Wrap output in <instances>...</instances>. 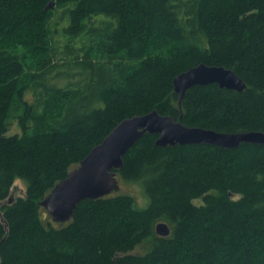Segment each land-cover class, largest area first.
<instances>
[{
  "label": "trees",
  "instance_id": "1",
  "mask_svg": "<svg viewBox=\"0 0 264 264\" xmlns=\"http://www.w3.org/2000/svg\"><path fill=\"white\" fill-rule=\"evenodd\" d=\"M199 64L246 88L194 86L179 107L172 81ZM153 110L264 133V0H0V264H264V145L162 148L145 134L114 170L145 208L116 193L60 226L37 206L116 125Z\"/></svg>",
  "mask_w": 264,
  "mask_h": 264
},
{
  "label": "water",
  "instance_id": "2",
  "mask_svg": "<svg viewBox=\"0 0 264 264\" xmlns=\"http://www.w3.org/2000/svg\"><path fill=\"white\" fill-rule=\"evenodd\" d=\"M208 84H216L220 89L238 93L246 88L242 79L232 70L199 64L173 79L171 85L177 95L178 106L180 107L187 90ZM145 134L156 135L155 145L162 148L206 144L234 149L240 144L264 145V133L259 131L224 134L200 127H186L180 121L153 110L145 115L125 119L116 125L69 171L66 178L54 185L37 206L43 209L53 223L62 226L72 219L80 202L119 193L120 181L114 170L121 169L122 158L127 150ZM155 234L165 238L170 230L165 223H158Z\"/></svg>",
  "mask_w": 264,
  "mask_h": 264
},
{
  "label": "rangeland",
  "instance_id": "3",
  "mask_svg": "<svg viewBox=\"0 0 264 264\" xmlns=\"http://www.w3.org/2000/svg\"><path fill=\"white\" fill-rule=\"evenodd\" d=\"M53 43H54V46L59 51L62 49V46L65 43V38H63L60 35H54ZM8 130H9L7 133L8 136L19 133V131H20L18 126L16 125V123L14 121L11 123L10 129H8ZM119 183H120V187H121V190L119 191V193L128 194V195L132 196L135 200V204H136L137 208L143 209L147 206L148 201H147L146 197L144 196L142 189H140L139 185L131 184V183H124L123 181H121ZM25 189H26V185H25L24 181H21L20 179H16L14 181V184H13V195L14 196H22L23 193L25 192ZM193 203L196 205H199V204H201V201L195 200V201H193ZM148 247L149 246L147 243H143V244L137 246L130 254H135V255L144 254L145 252L148 251Z\"/></svg>",
  "mask_w": 264,
  "mask_h": 264
}]
</instances>
